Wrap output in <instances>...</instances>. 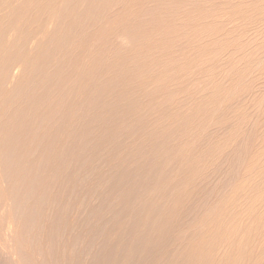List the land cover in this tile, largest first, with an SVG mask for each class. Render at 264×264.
I'll list each match as a JSON object with an SVG mask.
<instances>
[{
  "label": "bare ground",
  "instance_id": "6f19581e",
  "mask_svg": "<svg viewBox=\"0 0 264 264\" xmlns=\"http://www.w3.org/2000/svg\"><path fill=\"white\" fill-rule=\"evenodd\" d=\"M86 2L0 0V186L6 183L0 187V230L3 223H13L9 200V211L19 215L17 230L29 236L16 238L19 250L11 253L1 240L4 232L0 253L7 258L0 263L264 264V242L256 251L259 214L249 207L251 220L235 223L240 213L234 211L232 193L240 180L227 195L221 193L224 182L211 191L203 183L179 189L193 150L190 134L207 118L199 127L192 125L193 106L201 99L189 102L192 97L182 86L174 93L165 74L169 70L159 67L165 45L213 44L220 40L214 26L223 20L221 12L229 10L227 21L244 18L263 8L264 0H229L220 6L214 0H123L120 12L102 15V26L89 34L81 31L78 9ZM19 38L26 39L24 44L17 43ZM202 45L199 55H209L208 45L206 50ZM19 68L24 77L10 87ZM148 99L157 110L153 105L138 109ZM183 103L188 108L180 121L186 126L160 131L166 138H130L122 146L116 137L112 145L100 135L88 138V132L79 137L90 111L99 121L105 110L110 117L129 118L124 128L150 129L148 116L154 115L152 127L160 126L175 119L173 111ZM103 125L102 130L111 129ZM178 132V138H170ZM118 147L124 151L116 153ZM98 193L104 199L100 206L90 201ZM145 197L147 213L140 215ZM45 203L53 210L49 224L41 227ZM109 212L116 214L117 231L114 222L107 223L111 231L95 232L92 221ZM137 227L148 231L126 229Z\"/></svg>",
  "mask_w": 264,
  "mask_h": 264
},
{
  "label": "rangeland",
  "instance_id": "374dc122",
  "mask_svg": "<svg viewBox=\"0 0 264 264\" xmlns=\"http://www.w3.org/2000/svg\"><path fill=\"white\" fill-rule=\"evenodd\" d=\"M122 1L123 0H87V5L82 4V7L78 8L80 11H82L80 12L81 16H79L81 17L80 24L81 26L84 25L81 27V29L83 28L81 31H84V29H86L85 32L90 33V31L93 32L98 30L102 26L100 17H102V15L105 16V14L106 16H111L116 12H120L123 3ZM214 1L220 6V4H223V2L229 0ZM88 4L90 7H88ZM85 6L89 8V11L87 7V10H85ZM257 10L250 11L248 14L246 13L247 16H245L244 18L238 15H234L230 21H227L226 19L229 16V10L221 12V18H223V20H219V24H215L214 26L219 27L217 36H219L218 40H220L216 41V44L211 43L209 45V43H204L208 45L205 46L204 44L202 45V42H197V44H186V42H183L184 44L182 42L178 44L177 42L176 44L174 42V44L171 43L170 45H165V48L162 47L163 53L160 54V56L163 55V58H161L162 62L160 63L159 67L164 70H169L165 71V74L168 75L166 78L168 84L170 85V88L175 87L178 89L182 86L192 97L189 102H192V100H196V98H199L198 100L201 99L200 101L203 102H201V104H203L202 107L201 104L198 107L193 106L195 117L191 121L192 125L198 124L199 127V122H205L204 118H207V122L200 126L197 132L195 131V133L190 134L189 138L195 139H192L194 141L190 142L193 144H191L193 146V155L191 152V164L189 163L188 165L190 167H188V171L191 172L192 178L188 171L181 172L180 176H182L183 178V185H181L179 189L182 188L190 190L192 187H198L199 185H201V183H203L204 185H206V188H209V190L211 191L212 188H215L217 186V183L222 184L224 182L222 184L221 193L227 195L230 190L234 188V184L238 183V180H240L241 186H237V189L234 188V192L232 193V197L235 199V202L233 204L234 211L240 213L238 214L240 219L236 220L239 222L235 223L236 225H238V223L240 222L244 224L245 221L251 220L249 219L251 215L246 211L249 207L253 208L257 212V214H259V217L262 215L260 218L258 217L260 222L257 221L260 225V227H258L259 234L256 235V251L258 253L262 248L261 243L264 242V7H260V9L258 11ZM85 11H87V13H85ZM220 22L222 23L220 24ZM19 39L16 40L17 43L18 41L21 42L19 44H24V42L26 41L25 38H23V40H21V38ZM122 40L123 42H126L123 38ZM199 43L203 47L205 46L208 48L206 52H208L209 55H203V50H206L205 47L201 51V55L203 56L199 55V51L201 49ZM126 45V47L128 48H130L131 46L130 44ZM25 46L26 45H24V47ZM127 66L128 65H126V67ZM20 77H24V72H22L21 68H19V70L16 72L15 78H13V80L11 81L12 83L8 85L13 86V84H15ZM175 88L173 89L175 90L174 93H178L177 89ZM184 88H180L178 90H182ZM159 94L163 95L162 92H159ZM110 98L111 96L106 97V99ZM153 103V100H144L141 102V106L138 107V109L141 110L152 105L154 106ZM187 108L188 104L183 103L179 107L178 111H173L172 115L175 117V119L171 120L170 122L165 119L162 123L160 122V126L156 125L152 127L155 121L154 115L148 116L147 119L149 120L148 125L151 127L150 129L147 128V126L143 127L142 125L138 127L134 125L130 128H124V126L122 127V125L124 124L122 122H125L127 123V125H129V118L116 116L110 117L105 110L102 111L104 117L100 120L101 123H98L97 121L99 120L95 119L93 115L94 112L92 114V111H90L91 115H88L89 118L86 120V122H82V125L84 124V126L81 127V129L83 128L81 132L85 133H80L79 137L86 138L85 136L87 132L88 138H97L96 136L100 135V137L98 138H108V143L111 142L109 145H112V139L116 137L122 139L120 140V142H122L120 145L122 146L129 145L131 142L130 140H132L130 138H139L138 141H142L145 138H166L164 134H160V131H167L170 129L172 131L173 128L181 129L182 127L186 126L180 121V117H183L185 115ZM101 109L102 108H99V112L101 111ZM157 109L158 106H154V110ZM213 109L214 111L212 112ZM155 115H157L156 112ZM106 120L109 121V123L106 122ZM103 123L104 125L106 124L105 126H107V124L108 126H111L109 128L112 129V132L109 128V131L102 130ZM100 124L101 126H99ZM105 126L103 128L107 129V127L105 128ZM125 130L128 133L125 132ZM106 133L108 134L105 135ZM114 133L116 134V136ZM178 136L179 132L176 135L173 133L170 138H178ZM126 138H128V143L126 141V143H124V140H126ZM123 149V147H118L116 153H121L122 151H124ZM135 152L136 150L132 146H130V155L135 154ZM203 152L204 156L201 157V154ZM100 153H103V150H100ZM108 154H110V152H108ZM191 160L193 161L191 162ZM98 162L99 161L96 160V164H99ZM232 167L234 168V170ZM232 171L236 173H231ZM193 172H195L194 175ZM2 182L3 183H1L0 187L1 189H5L6 183L5 181ZM225 182H227L228 184H225ZM128 185L129 184H127V186ZM52 192L53 190L51 191V193ZM52 194H54V192ZM98 194H100V196ZM98 194H95L97 196L94 195L97 198H90L91 203H95V205L97 206L101 203L104 204L102 194ZM92 199L94 200L92 201ZM101 199H103L102 202ZM7 203V208L10 210L11 201L8 200ZM139 203L144 204V211L140 215L146 214L149 199L145 197L140 200ZM45 205L47 204L45 203L44 206ZM44 206L42 216L38 220L41 227L49 224L51 211L53 210H51V207L45 206L44 208ZM116 207L118 209L119 206L114 205L113 209L116 210ZM9 210L8 212L12 213L10 214L7 211L6 213L12 216L10 217V220L13 223H10L11 225L9 224V227H6V225L4 226V224L7 222L2 224L3 229L1 228V230H4L5 227L7 229H5L6 231L4 230L0 232V238L2 237L3 233L6 232L4 233L5 235H3L1 240L5 239V241L7 242L6 243L3 240V242L6 243L7 252L11 250L12 252H10L13 253V250H19V247L15 242L19 239V237L21 238L20 235H22L23 241L24 239L28 240L29 236L25 231L19 233L16 228V224H18L17 222L19 218V215L17 214L18 212H15L16 210ZM115 215V213L109 212L99 219L93 220L92 229L95 232H99L104 227H106L107 231H111V228L107 223L113 226L116 219ZM126 218L127 222H129V218ZM44 223L45 225H43ZM115 226V231H117L116 229L118 223L115 222ZM126 229L129 232L148 231V228L138 227L136 229ZM13 231L15 234L13 233ZM7 244H9L10 246L8 245L7 247ZM3 254L4 253H2L1 255L0 253V262L2 257H4L5 259L7 258L5 257L6 253L4 254V256ZM17 259L18 258L16 257V260Z\"/></svg>",
  "mask_w": 264,
  "mask_h": 264
}]
</instances>
